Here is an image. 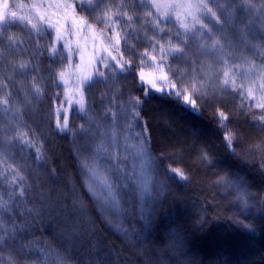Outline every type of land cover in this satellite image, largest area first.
Here are the masks:
<instances>
[{
	"label": "trees",
	"instance_id": "16d2710c",
	"mask_svg": "<svg viewBox=\"0 0 264 264\" xmlns=\"http://www.w3.org/2000/svg\"><path fill=\"white\" fill-rule=\"evenodd\" d=\"M248 2L204 0L219 24L149 0L77 4L117 52L94 66L82 108L64 105L71 59L53 30L0 23V235L14 221L16 236L0 240V264H65L73 250L67 264H264V0ZM106 152L131 176L116 210L86 186L106 192L115 176L81 168ZM73 201V231L89 234L69 240Z\"/></svg>",
	"mask_w": 264,
	"mask_h": 264
},
{
	"label": "rangeland",
	"instance_id": "374dc122",
	"mask_svg": "<svg viewBox=\"0 0 264 264\" xmlns=\"http://www.w3.org/2000/svg\"><path fill=\"white\" fill-rule=\"evenodd\" d=\"M87 1L89 0H0V13H4L7 19H12L10 13L16 12L17 17L23 16L31 23L51 28L56 41L68 52L71 67L65 79V106L82 108L83 86L87 82L85 78L93 76V68L100 59L113 60L112 57L117 54L113 45H110L113 44L111 40L103 32L91 27L76 12L75 6ZM149 1L158 13L170 15L183 24L195 22L193 20L203 12L196 8L200 0ZM5 4L8 5L7 8L4 7ZM182 129L176 123L172 126L162 124L160 134L168 139Z\"/></svg>",
	"mask_w": 264,
	"mask_h": 264
},
{
	"label": "snow or ice",
	"instance_id": "6c2138e0",
	"mask_svg": "<svg viewBox=\"0 0 264 264\" xmlns=\"http://www.w3.org/2000/svg\"><path fill=\"white\" fill-rule=\"evenodd\" d=\"M5 8L8 7L7 4L4 5ZM218 7H221L220 5H218ZM230 8L232 9H236V8H243V7H248L249 9L254 8L255 5L250 4L248 2V0H241V4L237 5L236 3H232L231 5H229ZM197 10H202L205 14L210 15V17L214 18L216 23L219 24L220 23V17L217 15V13L215 11L212 10V8L208 7V5L206 3H204V0H200V3L198 5H196ZM10 17L12 18L13 21L15 20H20V21H24L27 20L26 17L20 16L17 17V13L16 12H12L10 13ZM41 19H43V17H41ZM7 17L5 16L4 13H0V23L2 22H6ZM28 23H31L30 20H27ZM199 23L201 24L202 27L204 28H208V25L203 24L202 21H199ZM253 21L249 20L248 24H252ZM212 30L209 29V32H211ZM113 60H115V57H112ZM153 59H155V57H153ZM117 63L119 64V61H117ZM21 67H24V65H21ZM107 67V66H106ZM120 67L123 68L124 65L120 64ZM100 76H104V72H99L98 73ZM61 76H63V73H61ZM87 81H91L92 77H86L85 78ZM177 85L173 84L172 87L175 88ZM162 91V89L160 90ZM37 92H39V89H37ZM181 95H184L183 92L181 93H177V98H179ZM184 101L186 103H189L193 106H195V100H191L189 98L188 95H184ZM137 116L139 115V113L136 114ZM65 125L67 124V120L64 121ZM98 133L101 136L106 135V133L103 131V129H98ZM95 135V133L93 134ZM11 142V138H9V143ZM86 149L91 150V146L90 145H85ZM37 158H40L39 156H37ZM113 159H115V157H113V155L111 153H104L102 159L100 161H96V160H90V161H84L81 162V168L82 170L85 172V175L88 176L89 174L94 175L95 174V170L90 167V163L91 164H100V166L104 167L105 170L109 173L110 176H115V180H112L109 183H106L104 185L105 189L107 190L106 192H100L99 194H97L94 190V188L92 186H90V181L86 180V186H88V190L89 193L91 194L92 198L96 201V203H98L101 208L103 209L105 205L110 206L112 208V210H116L119 206L120 201L116 199L117 195H119V193L121 191H124L127 189L128 185L127 183H125L124 181L126 180H130L131 176L129 174H127L126 172L122 171L119 164L116 165H112V161ZM111 165V167H109ZM13 171H15V169H13ZM26 191L25 188L20 187V194H23ZM9 212L12 211L11 208L8 209ZM62 211H66V216H65V224H66V228L68 230V232L71 234L68 239L69 240H75V239H82L83 236L88 235L89 232L87 230L77 234L75 231H73V227L75 226V217L82 215L83 214V208H77L76 207V202L73 201L72 204L70 205H66L64 209H62ZM15 222L13 221V229L12 231H7L4 230V234L0 235V240H4L7 239L8 241H15L16 240V236H15ZM94 234V233H92ZM23 245H21V249H23ZM75 257V252L73 250V253L71 256L67 257L65 259V264H67V260L68 259H74Z\"/></svg>",
	"mask_w": 264,
	"mask_h": 264
}]
</instances>
